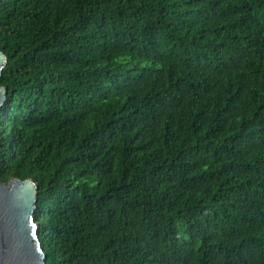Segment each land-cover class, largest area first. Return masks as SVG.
<instances>
[{
  "label": "trees",
  "instance_id": "trees-1",
  "mask_svg": "<svg viewBox=\"0 0 264 264\" xmlns=\"http://www.w3.org/2000/svg\"><path fill=\"white\" fill-rule=\"evenodd\" d=\"M0 51L45 264H264V0H0Z\"/></svg>",
  "mask_w": 264,
  "mask_h": 264
},
{
  "label": "water",
  "instance_id": "water-1",
  "mask_svg": "<svg viewBox=\"0 0 264 264\" xmlns=\"http://www.w3.org/2000/svg\"><path fill=\"white\" fill-rule=\"evenodd\" d=\"M7 63L0 51V76ZM7 94V89L0 88V109ZM38 195L39 186L31 179H11L0 185V264L46 263L35 220Z\"/></svg>",
  "mask_w": 264,
  "mask_h": 264
}]
</instances>
